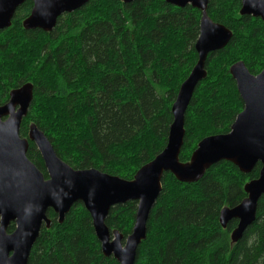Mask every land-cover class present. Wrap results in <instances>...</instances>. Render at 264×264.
Instances as JSON below:
<instances>
[{"label": "trees", "instance_id": "16d2710c", "mask_svg": "<svg viewBox=\"0 0 264 264\" xmlns=\"http://www.w3.org/2000/svg\"><path fill=\"white\" fill-rule=\"evenodd\" d=\"M241 7L242 0L208 2V15L232 36L207 57V77L185 116L182 162L190 161L205 137L229 132L243 110L230 66L243 61L255 75L264 69V21L241 14ZM32 8L33 1L26 0L11 26L0 31V105L14 89L31 83L34 99L22 121V137L36 123L73 168L133 179L167 144L172 105L199 58L201 10L165 0H89L45 31L24 27ZM27 156L47 177L32 141ZM261 167L259 162L246 174L222 160L189 183L166 173L135 264H264V194L255 221L238 241L232 239L238 219L226 227L220 222L223 208L247 197L245 185ZM137 207L136 200L113 206L106 219L110 230L125 239ZM47 214L52 224L42 228L28 264H120L104 255L81 201L63 222L53 209ZM15 228L11 222L7 230Z\"/></svg>", "mask_w": 264, "mask_h": 264}, {"label": "water", "instance_id": "95a60500", "mask_svg": "<svg viewBox=\"0 0 264 264\" xmlns=\"http://www.w3.org/2000/svg\"><path fill=\"white\" fill-rule=\"evenodd\" d=\"M25 1L0 0V31L11 26L17 8ZM32 1L31 14L23 25L26 29L45 31H52L60 16L89 2ZM165 1L180 7L190 4L201 10L200 34L195 44L199 58L182 82L172 105L173 122L165 148L140 167L133 179L97 168H73L58 156L52 142L36 123L30 124L28 137H22V121L34 99L31 83L14 89L9 100L0 105V264H28L42 228L52 224L48 210L53 209L63 222L78 201L92 217L104 255L113 256L120 264H135L139 247L147 237L150 214L162 191L164 175L170 172L181 182H195L222 160L232 162L246 174L261 163L259 176L245 185L247 197L234 207L223 208L220 214L224 227L230 220L238 219V226L232 232L233 241H238L255 221L258 202L264 194V69L255 75L243 61L230 66L229 71L244 103L243 110L229 132L205 137L198 143L189 162L180 161L186 112L196 87L207 77V57L210 52L223 49L232 32L208 15L209 0ZM241 14L260 17L264 21V0H242ZM30 141L42 155L47 177L27 156ZM131 200H136L138 207L132 232L124 239L119 230H110L106 219L113 206ZM11 222H15L16 228L8 232Z\"/></svg>", "mask_w": 264, "mask_h": 264}]
</instances>
